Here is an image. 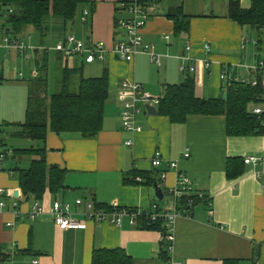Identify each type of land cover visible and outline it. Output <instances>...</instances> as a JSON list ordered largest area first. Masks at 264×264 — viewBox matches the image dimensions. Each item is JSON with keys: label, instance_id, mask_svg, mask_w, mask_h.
<instances>
[{"label": "crops", "instance_id": "crops-1", "mask_svg": "<svg viewBox=\"0 0 264 264\" xmlns=\"http://www.w3.org/2000/svg\"><path fill=\"white\" fill-rule=\"evenodd\" d=\"M120 1L92 0L91 7L78 9L71 24H75L79 12V21L85 31L74 36L84 41L101 40L110 50L124 37L123 31L116 28L117 22L127 17L126 11L118 5ZM229 1L161 0L147 3L149 16L142 34L145 41L154 45L156 52L164 55L160 64L151 63L146 54H137L131 62L120 60L111 52L106 54L103 62L85 63L78 57H62L60 66L65 64L64 61L69 68L79 66L83 77L84 74L98 77L107 72L108 97L102 128L91 138L78 132L48 130L46 161L65 169L66 188L57 195L46 192L37 199L46 212L35 219L26 213L33 198L23 196L16 177V168H27L31 158L29 155L8 158L0 171V188L17 192L13 196L18 199L19 213L15 215L10 196H0L5 202L0 209V246L5 257L0 259V264H91L95 249H118L128 257L127 264H161L164 250L160 232L140 224L131 225L127 217L122 218L120 226L106 221L96 223L86 217L85 208L77 206L76 200L134 209L141 215L151 213L152 205L157 203L162 211L174 205L170 188L176 184L177 171L188 176L193 191L209 196L211 205L198 203L192 208L191 216L177 218L172 257L180 264H264V134L228 135L222 115L192 114L183 123H173L160 115L157 108V114L142 110L136 117L141 129L131 133L123 128L119 117L121 108L117 95L122 81L136 82L142 87L141 93L160 98L167 85L181 84L184 80L185 74L179 69L182 63L194 65L195 70L190 75L194 79V93L200 99L222 97L228 87L220 78L222 72L235 77H253L250 66L264 62V28L242 26L229 18ZM238 1L242 8L250 7L249 0ZM175 8H181L188 19L187 31L179 34H174L173 21L167 17L169 10ZM85 10L88 11L86 21L82 20ZM50 26L56 42L69 34L59 31L65 30L66 25L58 19ZM249 28L260 32V36L262 33L263 38L253 37ZM26 31L16 37L26 40L25 43L28 40L27 44H30L32 35ZM206 44L209 51L204 50ZM31 47L34 53L44 47V42L40 39L38 46ZM20 58L14 50L0 51L3 67L0 128H3L2 137L7 145L4 133L9 130L12 138L28 141L26 147L18 148H27L29 140L13 137L16 127L5 125L25 120L26 81L33 63L24 64L29 66L26 77L17 67ZM207 60L209 65L205 66ZM20 71L24 73L23 79L15 77ZM129 138L132 139L131 146L125 144ZM185 148L190 154L187 159L182 156ZM155 150H159L164 158L156 169L150 163ZM236 156L243 159L258 156L262 160L256 165L245 164L246 170L241 176L228 179L226 160ZM173 160L177 162V169L167 165ZM132 171L141 172L144 177H132ZM162 171L165 177L161 182ZM136 177L142 181L136 182ZM148 178L154 181L148 184ZM156 182L163 184L160 200L155 194ZM54 200L66 204L68 211L85 223V228H58L47 213Z\"/></svg>", "mask_w": 264, "mask_h": 264}, {"label": "trees", "instance_id": "trees-1", "mask_svg": "<svg viewBox=\"0 0 264 264\" xmlns=\"http://www.w3.org/2000/svg\"><path fill=\"white\" fill-rule=\"evenodd\" d=\"M137 1L147 4L153 1L158 3L161 0ZM249 1L250 7L242 8L238 0H230L228 17L242 26L264 28V0ZM2 3L13 10L4 24L8 33L14 36L22 35L26 27L30 26L38 31L41 37L48 30L46 22L49 18H59L66 25L67 22L74 20L78 9L91 7L93 4L92 0H2ZM167 17L173 21L174 34L187 31L188 19L181 8L169 10ZM55 53L54 62L60 71V77L56 81L58 89L48 94L49 50L44 48L36 50L32 63L37 66L38 74L35 77L29 76L26 81L28 96L25 120L23 123L5 124L6 127L11 125L16 127V131L12 133L13 137H22L30 142L27 148H12L11 154L12 157L29 155L31 158L27 168H16V177L25 198L40 199L46 192L57 195L66 188L65 169L46 161L45 140L48 130L56 133L78 132L83 137L91 138L102 128L103 109L108 97L107 72L104 71L98 77H83L82 68L79 66L69 68L65 61V64L60 66L63 56L59 52ZM73 76H78L76 90L71 89ZM256 76L258 81L256 86L232 81L224 89V99L222 97L200 99L194 93L193 77L185 75L181 84L165 87L157 105L158 113L168 117L173 123H183L192 114L222 115L225 117L228 135L264 134V112L260 114L252 112L255 107L264 110V77L262 73ZM0 131L3 134V128H0ZM3 143L9 148L4 140ZM245 170L243 158L238 156L227 158L225 172L228 179L241 176ZM130 176L144 177L137 171H132ZM153 181V178L147 179L148 184ZM198 203L200 202L193 197L191 205L187 198L183 197L178 201L177 208L189 210L191 213L192 208ZM95 206L107 211L115 210L111 206L98 204ZM146 214L137 217L135 225L140 224L147 229L164 233L163 218L157 217L152 220ZM162 254L165 260V252ZM4 257L0 246V259ZM128 261L126 254L118 249H95L91 258V264H127Z\"/></svg>", "mask_w": 264, "mask_h": 264}, {"label": "built area", "instance_id": "built-area-1", "mask_svg": "<svg viewBox=\"0 0 264 264\" xmlns=\"http://www.w3.org/2000/svg\"><path fill=\"white\" fill-rule=\"evenodd\" d=\"M119 7L126 11L127 17L121 19L117 22L116 28L123 31L124 37L115 42L110 50L107 49L106 44L101 40H81L72 34H66L61 40L57 41L53 47L55 52L62 54L64 58H81L85 63H92L94 61L103 62L106 58V54L111 52L116 58L124 61L131 62L137 54H146L151 63L160 64L164 55L156 52L154 50V45L143 38V29L148 20V6L146 4L138 3L137 0H122L118 3ZM156 5V3H155ZM13 12L12 8L5 6L0 0V51H11L14 50L16 54L20 55L26 61H33L34 53L33 48L25 43L24 40L8 33L5 29L4 24L6 19ZM88 15V11L85 10L82 15V20H85ZM47 49L46 47H43ZM42 48V49H43ZM205 51H209V46L206 44L204 46ZM183 58V57H182ZM188 60L191 61L190 58ZM209 65V61H205V66ZM179 69L185 75H190L194 72L195 67L191 63H182ZM250 69L254 71L253 77H235L226 72L220 74V78L225 80L229 86L232 81H239L242 83L250 84L251 86L257 85V74L262 73L264 77V62L258 61L255 65L250 66ZM38 74L37 66L32 64L30 68V76L35 77ZM15 77L19 79L24 78L23 72H16ZM3 79V67L0 65V83ZM141 85L136 82L122 81L120 83V88L118 91V101L120 103V113L119 117L123 128L131 133H135L141 129V126L136 122V117L140 114L142 110H146L145 106L147 104L157 108L159 103V98H152L145 93H141ZM264 101V97H263ZM255 114H260L264 112L261 107H255L252 110ZM2 133L0 131V171L4 169L8 158L12 154V150L7 146H4ZM127 146L132 145V139L129 138L125 141ZM183 158H189V149L185 148ZM162 154L159 150H155L150 163L151 166L156 169L163 161ZM245 164H258L262 158L258 156H249L243 159ZM168 167L177 169V162L175 160L167 162ZM10 174L12 171H9ZM165 177V172H160V180ZM136 181L141 182L140 177L135 178ZM157 183L161 188L162 183ZM171 194L174 196V205L172 207H167L161 211V208L157 203L152 205L151 213L146 214L152 220L157 217L163 218L164 233H161V244L164 252L166 253V259L161 262V264H180L176 261L173 256L175 232L174 226L178 217L180 216H191L189 210L178 209L177 203L183 197L187 198L189 204L193 205V197L198 200V202L203 203L210 207L211 199L206 196L203 192L193 191L191 187V181L187 175L182 172L177 171L176 173V184L174 187L170 188ZM10 196L12 198V206L15 209V215L18 216V199L13 196L14 193L12 189L0 188V196ZM192 197V198H190ZM76 205L85 208L84 214L90 220L99 222H109L114 225L120 226L123 217H127L131 225L136 224V219L141 215V213L134 209L121 208L112 211H107L101 208H96V206L91 202H84L81 199L76 200ZM5 206V202L0 200V209ZM43 206L39 203L37 199H33L30 209L26 212L28 217L35 219L37 216L45 213ZM52 221L61 230L70 229H83L85 228V223L74 217L67 208L66 204L58 200H54L47 210ZM10 224V223H8ZM36 263V261H34Z\"/></svg>", "mask_w": 264, "mask_h": 264}, {"label": "rangeland", "instance_id": "rangeland-1", "mask_svg": "<svg viewBox=\"0 0 264 264\" xmlns=\"http://www.w3.org/2000/svg\"><path fill=\"white\" fill-rule=\"evenodd\" d=\"M56 19H59V18H55L54 19L53 17H51V18H49L47 20L46 25L48 26V30L46 31V34L43 37L40 36L38 31H36L35 29H33L30 26L26 27L27 31L25 32V33H28V34L30 33L32 35V39L29 40V42H30L29 45L30 46L31 45L34 46V47L38 46L39 45V40L42 39L43 42H44V47H47L48 50H49L50 60H49V65H48V94H51L52 92H54V91H56L58 89L56 81L60 77L59 67L56 68V65H55V62H54L55 51L53 50V47H54L56 41H54L52 33L50 32V30H51V26L50 25H51V23H53V20H56ZM79 19H80V16H79V12H78L75 24H71V22H67L65 30L61 29L59 31L62 32V33H64L66 31L65 33H69V34H73V35L77 36L76 33L80 32L81 30L85 31V28L82 25V23L79 21ZM248 31H249V33L253 34V37H255V38L260 36V32L252 31L250 28H249ZM260 37L263 38L262 33H261ZM27 43H28V40H27ZM70 61H72V59H70ZM23 62H25V63H23ZM19 63H20V65H19ZM26 63L29 65L28 61L24 60L23 58L22 59L20 58L18 60L17 67L19 69L23 70L25 75H26V77H28L27 75L29 73V71H28V67L29 66L28 65L24 66V64L26 65ZM25 67H27V68H25ZM84 77H89V76L84 74ZM77 82H78V76H73L72 77V83H71V89L76 90ZM10 133L11 132L9 130L6 131L4 133V139H5V141L8 143V145L11 148L26 147L25 142H28V141L17 139V138H12L10 136ZM19 142H22V144H20ZM17 167H21V166H17Z\"/></svg>", "mask_w": 264, "mask_h": 264}, {"label": "water", "instance_id": "water-1", "mask_svg": "<svg viewBox=\"0 0 264 264\" xmlns=\"http://www.w3.org/2000/svg\"><path fill=\"white\" fill-rule=\"evenodd\" d=\"M222 98L223 99L225 98V94L222 95ZM145 108H146V111H147L148 114H157V110H156V108L154 106L147 104L145 106ZM154 188H155V194L158 197V199L159 200L162 199V190L157 185V183L154 184ZM16 194H17V192L14 193V195H16Z\"/></svg>", "mask_w": 264, "mask_h": 264}]
</instances>
